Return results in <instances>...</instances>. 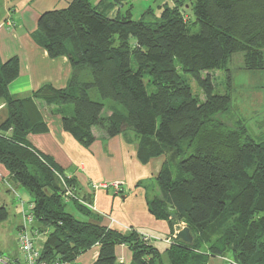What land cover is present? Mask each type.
Masks as SVG:
<instances>
[{"label": "trees", "instance_id": "1", "mask_svg": "<svg viewBox=\"0 0 264 264\" xmlns=\"http://www.w3.org/2000/svg\"><path fill=\"white\" fill-rule=\"evenodd\" d=\"M116 1L115 7L121 2ZM101 2L71 0L38 18L35 42L50 57L70 61L65 87L44 83L29 96L13 95L9 84L19 75V56L0 59L6 110L0 163L32 196L34 224L44 234L41 258L71 263L99 245L94 264H208L211 256L226 254L232 264H264V140L232 113L229 65L240 53L242 68L264 69V0H172L159 6V15L149 7L138 19L131 9L111 15L114 7ZM212 70L226 71V93L215 92L211 75L204 74ZM181 72L196 80L203 98ZM38 101L53 112L72 105L62 127L85 148L96 140L97 128L107 137L129 130L139 135L136 156L142 164L171 151L175 165L167 161L160 169V195H147L148 209L167 221L172 234L185 223L194 243L172 235L162 252L133 227L104 225L81 201L92 197L80 195L77 179L29 143V134L49 130ZM67 190L74 195L69 200ZM70 202L83 218L67 210ZM7 216L0 206V221ZM121 244L132 252L129 263L116 255Z\"/></svg>", "mask_w": 264, "mask_h": 264}, {"label": "crops", "instance_id": "2", "mask_svg": "<svg viewBox=\"0 0 264 264\" xmlns=\"http://www.w3.org/2000/svg\"><path fill=\"white\" fill-rule=\"evenodd\" d=\"M50 9L55 8L45 0H0V59L6 61L14 55L19 56L20 59L19 75L9 84V90L13 95L29 96L44 83H51L58 88L67 85L71 73L67 56L50 57L48 51L39 46L32 36L37 28L39 16ZM38 105L49 130L46 133L29 134V143L40 152L51 156L69 175L74 176L80 185V194L87 195L91 192L93 201L91 209L101 216L104 225L122 231L133 227L139 233L146 235L160 251L164 252L168 249L171 241L170 227L167 221L157 219L148 209L149 192L143 182L144 178L148 177L149 171L146 172L144 169L143 172L146 174H139V168L142 165L143 168H148L153 160L147 164L139 162L136 156V145L127 143L122 134L107 137L103 132L97 133L94 130L96 140L92 146L85 148L62 127L63 115H72L73 109L66 106L53 112L43 101H38ZM5 117V105L0 101V121ZM126 162L128 166H131L132 174L126 170ZM160 168L156 169L157 174ZM105 180L124 181L126 189L120 194H116L113 188H99L93 192L92 182ZM18 185L20 184L0 163V206L8 210L7 218L0 221V237L4 230L16 227L18 231L22 223L23 214H20L17 203L16 225L9 219L8 197L3 193L4 190L11 192V189L17 188ZM21 201V211H23L26 204L23 200ZM77 213L79 214L78 211ZM43 237L41 236V239L37 241L39 245ZM15 243L18 245L17 235ZM98 254L99 245H94L75 261L64 264H94ZM1 255L12 259L20 258L18 249L8 253L0 249ZM116 255L119 261L125 263H129L132 258L131 250L124 244L117 245Z\"/></svg>", "mask_w": 264, "mask_h": 264}, {"label": "rangeland", "instance_id": "3", "mask_svg": "<svg viewBox=\"0 0 264 264\" xmlns=\"http://www.w3.org/2000/svg\"><path fill=\"white\" fill-rule=\"evenodd\" d=\"M45 1L48 2L50 6H53V8L57 9V8H63L67 6L71 0H45ZM100 1H102L101 7L103 6L105 7L108 5L111 8L112 6L114 7L111 12V15H113L117 9H120L122 14L126 13L128 9H131L133 18L135 19L140 18L143 15V13L146 11V9L149 7L153 8L154 14L159 15L160 5H163V3H166V2L169 5H173L172 0H120L121 2L118 3V5L115 7V4L117 3L116 0H91L93 4H98ZM151 18L152 16H147L146 19L150 20ZM191 18L192 19L194 18V15L192 13H191ZM229 65H230V69L232 70V77H233L232 91H231V98H232V104H233L232 109H231L232 113L234 114L236 118L241 117L245 121L251 135L255 139L264 140V69L263 70H246L242 68L243 60H242V54L240 53L233 56V58L229 62ZM207 73H209L213 79V83L215 86V92L224 94L228 90H230L226 71L212 70L209 72H205L204 74H207ZM181 74L183 78L190 84L193 93L195 95H201L203 98L204 96L202 95V91L199 88L196 80L189 74H186L184 72H181ZM148 80H149V77L148 76L145 77V80H144L145 84H148ZM147 89L149 92H151L152 90H154V87L148 84ZM92 96L95 99H100L98 94L92 93ZM104 102L107 104L108 107H110V105L113 103L110 100H106ZM49 107L51 108V106ZM69 107L72 109V105H69ZM93 130H95V132L97 133H102L97 128H94ZM124 137L127 140V143L128 142L134 143L137 149L141 141V137L139 135L134 133L132 130H129L128 133ZM151 160H153V162L150 166H148V168H143L144 167L143 165L141 168H139L140 169L139 174H146V172L149 171V175L148 177L144 178L145 181L143 183L148 184L147 190L149 192V196L155 197V196L160 195V190L156 182V174H157L156 169L158 167L162 168L164 163L167 161L168 162L170 161L171 165H175L176 160L171 151H168L167 153L163 155L153 157ZM125 166H126V170L131 172L132 174V168L131 166H128V162H126ZM144 169H146L145 173L143 172ZM99 182H103V181H96V183H99ZM119 182H121L123 186H122V190L116 194L123 193L126 189L125 182L124 181H119ZM14 188L11 189V192L4 190L3 193L8 197V204H9L8 208L10 211L9 219L14 221V225H16L17 218H18L16 207L18 206L19 212L20 214H22L20 201L23 200L26 204L25 209H28L29 202L31 201L32 196L30 192L21 185H18L17 188L16 187ZM94 191L95 190L93 189V192ZM90 193L87 195L92 197ZM80 195H83V194H80ZM118 197L120 198V196ZM81 201L86 206H88L90 209L93 207L92 200L89 201V199L86 198ZM16 203L18 204L17 206H16ZM89 205H92V206H89ZM77 209H78V206L76 204L73 205L72 202L68 203L67 210L72 212L77 218H83L82 214L77 213ZM180 225L183 227L186 224L181 223ZM17 233L18 231H16V227H14L13 229L4 230V233H2L0 237L1 239L0 249H2L4 252H7V253L9 251L11 252V250L15 251L17 249L20 252L18 245H16L15 243V237ZM172 235L174 234L171 233V236ZM172 239H170L171 240L170 244L173 241ZM208 264H232V255L226 254L224 256H211L209 258Z\"/></svg>", "mask_w": 264, "mask_h": 264}, {"label": "built area", "instance_id": "4", "mask_svg": "<svg viewBox=\"0 0 264 264\" xmlns=\"http://www.w3.org/2000/svg\"><path fill=\"white\" fill-rule=\"evenodd\" d=\"M122 186L123 184L119 181H103L99 183L92 182V188L94 190L99 188H113L116 193H119L122 190ZM73 196L74 195L71 190L66 191V200H69ZM32 208L33 203L30 202L28 209H24L22 211L23 219L17 233L20 258L12 259L6 255H1L0 264H64L60 260H56L51 263L41 258L42 245H39L37 241L41 239L40 236H43L44 234L41 233L34 224L35 216L33 214ZM112 221L116 222L115 219H112ZM175 233L173 236H175ZM145 237L148 238L147 236Z\"/></svg>", "mask_w": 264, "mask_h": 264}, {"label": "water", "instance_id": "5", "mask_svg": "<svg viewBox=\"0 0 264 264\" xmlns=\"http://www.w3.org/2000/svg\"><path fill=\"white\" fill-rule=\"evenodd\" d=\"M174 238L176 241H180V242L185 243L187 245H192L194 243V234L191 231V229L186 225L183 227H180L176 231Z\"/></svg>", "mask_w": 264, "mask_h": 264}]
</instances>
